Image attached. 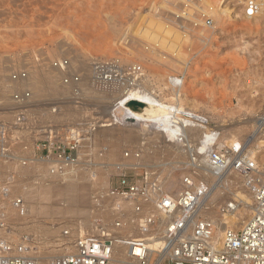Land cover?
I'll list each match as a JSON object with an SVG mask.
<instances>
[{"label": "rangeland", "instance_id": "rangeland-1", "mask_svg": "<svg viewBox=\"0 0 264 264\" xmlns=\"http://www.w3.org/2000/svg\"><path fill=\"white\" fill-rule=\"evenodd\" d=\"M246 1L0 0V119L14 122L11 94L28 89L34 99L24 139L31 141V135L39 132L44 133V139L65 138L71 129L81 127L87 132L89 124L96 123L91 145L82 146L80 166L69 175H52L46 162L3 164L5 175L0 181L10 183L11 193L7 197L0 193V207L9 219L6 229H0V239L17 242L25 235L37 238L40 264H47L53 255L63 253L66 230L76 237L93 230L97 223L131 219L130 203L108 196L119 175L127 173L138 180L149 171L160 177L162 193L175 196L180 192L183 176L191 170L186 153L182 158L172 155L177 146L153 126V122L157 123L154 119L125 120L134 116H117L115 108L109 109L115 104L116 95L125 86L133 87L136 80L119 79L118 94L109 93L104 100L109 105L104 118L95 98L83 94L84 87L99 88L93 69L97 61L120 60L124 66H141L137 79L140 90L152 91L163 101L179 99L181 107L205 114L212 126L220 130L222 144L242 143L264 167V124L260 121L264 115V0H258L261 12L253 18L246 15ZM63 58L70 62L65 72L54 67V61ZM20 69L28 71L40 91L28 88L29 77L27 83L11 80L12 72ZM47 72L54 85L44 84ZM71 74L80 75V82L63 85V77ZM172 77H180L182 85L173 83ZM108 86L110 83L104 84L106 89ZM64 104L74 112L62 117L58 114ZM111 136L120 138L116 145L111 144ZM16 152L21 153L19 146ZM208 173L201 167L200 179L211 188L225 186L226 181L220 180L223 175L212 180ZM224 174L237 179L230 190H224L228 194L206 212L214 219L223 214L221 206L226 200L240 201L235 194L244 188L237 173L227 170ZM70 178L77 179L85 188L83 199L77 204L55 189ZM27 191L32 192L31 199ZM18 197L24 200V215L13 205ZM251 205L245 209L240 201L244 221L252 214ZM164 230L162 224L156 237L164 239ZM217 231L215 239L220 241ZM156 256L152 261L156 262Z\"/></svg>", "mask_w": 264, "mask_h": 264}, {"label": "built area", "instance_id": "built-area-1", "mask_svg": "<svg viewBox=\"0 0 264 264\" xmlns=\"http://www.w3.org/2000/svg\"><path fill=\"white\" fill-rule=\"evenodd\" d=\"M260 12L261 3L258 0L246 1L248 17H256ZM207 22L211 24L209 19ZM69 66L70 62L66 58L54 61V67L61 71H67ZM93 69L95 77L106 83L121 78L137 80L142 70L139 65L124 66L120 60L97 61ZM28 77L29 73L25 69L11 74L14 82L26 81ZM63 82L67 85L79 83L80 75H65ZM32 98L28 89L14 91L11 94L14 122L10 124L0 119V180L5 175L3 164L11 161L23 165L34 161L46 162L52 175H69L80 166L82 146L92 143L96 123H90L87 132L82 131L81 127L71 129L65 138L50 136L44 139V133L39 132L33 136L30 134L31 141L24 139L23 132L30 120ZM171 112L170 122L182 125L185 132L180 131L174 140L167 139L172 144L184 142L191 167L189 173L183 176L178 195L162 194L160 177L152 172L147 171L138 180L127 173L119 175L117 184L110 187L108 196L130 203L131 219L125 221L119 218L112 224L97 223L93 230L76 237H72L71 232L66 230L61 246L63 253L53 255L48 264H111L117 245L125 248L128 264H155L150 257L149 242L158 235L157 231L162 224H165L163 250H167L168 254L160 264H264V167L249 154L242 143L222 144L220 130L212 126L205 114L187 108L173 109ZM125 120L137 121L135 117ZM260 121L264 124V115ZM152 124L158 130V123ZM200 127H207L206 133L209 134L205 136L209 140L207 150L201 154L204 157L202 161L200 149L196 148L200 139L186 132L189 128ZM18 146L21 148L20 154L16 152ZM202 166L217 176L227 170L237 173L243 187L253 197L250 217L239 229L226 228L219 243L214 242L218 229L215 219L200 214V204L210 188L206 180L200 179ZM0 193L4 197L10 195L9 182L0 181ZM12 202L18 213L24 215V200L18 197ZM236 205H240V202L231 199L221 206V211L230 213ZM152 206L156 207L155 211H150ZM7 225V218L0 207V229H6ZM129 225L133 228H129ZM39 244L37 238L28 235L17 242L0 239V264H40Z\"/></svg>", "mask_w": 264, "mask_h": 264}, {"label": "bare ground", "instance_id": "bare-ground-1", "mask_svg": "<svg viewBox=\"0 0 264 264\" xmlns=\"http://www.w3.org/2000/svg\"><path fill=\"white\" fill-rule=\"evenodd\" d=\"M261 3V2H260ZM259 15V14H258ZM257 15V16H258ZM256 16V17H257ZM70 67V66H69ZM88 69V68H87ZM52 74V73H51ZM31 77H29L30 79ZM52 75L45 73L44 74V84L46 85L48 82L49 84L51 85H54L55 81L53 82L52 80ZM34 80V79H33ZM28 81V80H27ZM36 81V80H35ZM171 81L175 84H179V85H182L183 81L180 80L179 78L177 77H172L171 78ZM26 82V81H25ZM42 82V81H41ZM122 82V81H121ZM27 83V82H26ZM37 83V82H36ZM126 82L122 83L125 85ZM28 84V88L31 87L33 90H36L38 89L40 91V87H36L34 86V81H32V79H30V82L27 83ZM40 84V83H39ZM47 84V85H49ZM78 84V83H77ZM104 84H106V82L103 80V79H99V88H90V87H84L83 88V94L85 96H93V98H95V104H98V107H101L103 109V116L101 118H104V117H107L108 116V109H106V107H108L107 105H105V101L106 99H108V94L109 93H116L118 94L117 92L119 91L118 87L120 86V82L119 80L117 79L116 81L114 82H111L110 83V86L107 87V89L104 87ZM63 85H66V84H63ZM80 85V84H79ZM128 85V84H127ZM142 85V84H141ZM24 86V85H23ZM67 86V85H66ZM70 86V85H69ZM75 86V85H73ZM84 86V85H83ZM112 86H114V88H112ZM142 87V86H141ZM72 88V87H70ZM123 88V87H122ZM140 83L138 80H136V84H134L133 87L131 86H125V89L118 95H116V102L115 104L109 108V109H112V108H115V113L117 114V116H119L120 114L123 113V115H131V116H134L138 119H141V120H147V119H154L157 123H158V128L161 129L166 136V138H169V139H175V137H177L178 133L181 131V133H184V128L183 126L181 125H174L170 122V117H171V111L173 109H182L183 107H181V100H176L175 99L173 101H163L162 99H160L158 96H156L152 91L150 92L149 90H146V89H143V90H140ZM44 89V88H43ZM51 89V88H50ZM63 89V88H62ZM77 89V88H76ZM180 89V88H178ZM176 90V93L178 95L179 93V90ZM61 89H59L58 92H60ZM80 90V89H78ZM121 90V89H120ZM75 91V90H74ZM34 92V91H33ZM42 92V91H41ZM62 92V91H61ZM80 93V91H78ZM63 93V92H62ZM61 93V94H62ZM67 93V92H66ZM69 94V93H68ZM81 94V93H80ZM82 94V95H83ZM65 95V94H64ZM33 96H34V93H33ZM92 98V100H93ZM111 98V97H110ZM34 99V98H33ZM32 99V100H33ZM131 100H138V101H142L144 102L145 104H147L146 107L143 108V110L141 111H137V110H134L131 106L128 105L129 101ZM100 101V102H99ZM168 102V103H166ZM83 103V102H82ZM86 103V102H85ZM66 104V103H65ZM64 104V108L62 109L61 113H59L58 115L59 116H69L71 114L70 111H73L74 110H69L68 109V104L65 105ZM88 104V103H87ZM101 104V105H100ZM74 105V104H73ZM81 105V104H80ZM72 106V104H71ZM83 106V105H82ZM97 106V105H96ZM119 106V107H118ZM87 107V106H86ZM89 107V106H88ZM87 107V108H88ZM58 108V107H57ZM85 108V107H84ZM118 108V109H117ZM42 109V108H41ZM32 110V109H31ZM36 110V109H35ZM61 110V109H60ZM80 110V109H79ZM86 110V109H85ZM96 110V109H95ZM42 111V110H40ZM39 109H38V112H40ZM48 111V110H47ZM84 111V110H83ZM87 111V110H86ZM46 113V111H44ZM51 112V111H50ZM77 112V111H76ZM89 112V111H88ZM57 113V112H56ZM79 113V112H78ZM40 114V113H39ZM43 114V113H41ZM52 114V113H51ZM82 114V113H80ZM55 116V115H54ZM76 116V115H75ZM75 116H72V117H75ZM46 118V117H45ZM44 118V119H45ZM53 118H56L53 117ZM68 118V117H67ZM42 119V117H41ZM65 119V118H64ZM76 119V118H75ZM74 119V120H75ZM52 120V119H51ZM56 120V119H55ZM60 120V119H59ZM67 120V119H66ZM69 120V119H68ZM97 120V119H96ZM153 122V121H152ZM60 123V122H59ZM49 128V127H48ZM52 128V127H51ZM115 128V127H114ZM207 128V127H206ZM112 129V128H111ZM204 128L200 127V129L198 128H189L186 132H188V135L189 133L193 134V136L195 138H197L198 140L200 139V143L197 144V149H200V161H202V159L204 158L201 154H203L206 150H207V142L209 140V137H205V136H209L208 133H206V130L204 131L203 130ZM109 130V128H108ZM139 130V129H138ZM107 131V130H106ZM105 131V132H106ZM111 131V130H109ZM108 131V132H109ZM104 132V131H103ZM107 132V134H108ZM112 137V136H111ZM110 137V138H111ZM221 137V133H220V136L219 138ZM109 138V139H110ZM113 138V137H112ZM120 138H113L110 142L112 145H116L118 142H119ZM121 142V141H120ZM176 146L177 148L175 149V152L172 153V155L174 154V156L176 158H182L185 154L184 152H186L185 150V147H184V142L183 141H177L176 143ZM185 150V151H184ZM89 151V150H88ZM108 151V150H106ZM251 152V151H250ZM107 153V152H106ZM252 157H253V153H249ZM110 156L113 155V152L111 151ZM172 157V158H175V157ZM45 166L47 165L46 163H44ZM168 164V163H167ZM160 165V164H159ZM158 165V166H159ZM161 165H163L161 163ZM44 166V167H45ZM202 168L206 171H209L208 174H210L209 178L210 179H215V177H217V175L211 171L209 168L205 167V166H202ZM166 169V168H165ZM163 169V170H165ZM174 170V168H173ZM201 170V168H200ZM164 172V171H162ZM169 172V171H168ZM168 172L166 171V173L168 174ZM203 172V171H202ZM231 173V172H230ZM235 173V172H234ZM161 174V173H160ZM165 174V176L167 175ZM228 174V173H227ZM171 176V175H170ZM219 177V176H218ZM59 178V177H58ZM170 178V177H169ZM168 178V179H169ZM236 179H237V176L236 178L233 177V175L231 176H226V174H223V176L220 178L221 181H226L225 186H221V185H217V186H213L212 188L210 187L209 188V192L208 194L204 197V199L202 200L201 204H200V214H206V212H209L210 210H212V205L215 204V202L223 195H226L228 194L227 191L224 192V190H230L234 184L236 183ZM239 179V178H238ZM209 180V179H208ZM6 183V182H5ZM65 184L63 185H56V191L58 190L59 193H62V194H66L68 195L69 199L72 201V203H75L77 204L78 200L81 201L83 199V197L81 196L82 195V192L85 190L84 186L81 185L80 182H78L77 179H74V178H70L68 179L66 182H64ZM165 183H167V181H165ZM162 185V184H161ZM224 187V188H222ZM236 187V186H235ZM212 189V190H211ZM46 191V190H45ZM48 191V190H47ZM29 194L27 195V197L29 199L32 198V192L30 191H27ZM162 194H166L165 192H163ZM32 195V196H31ZM237 195L239 198H240V201H241V204H243L245 207V209H247L252 203H253V197L252 195L245 189V188H242V191L239 192L238 194H235ZM82 198V199H81ZM231 200H226L225 203L227 202H230ZM239 201V202H240ZM223 202V201H222ZM223 205V204H222ZM112 207V206H111ZM155 207V206H153ZM252 207V206H251ZM71 208H67L68 211H71L70 210ZM73 209V208H72ZM156 209V207L154 208ZM215 209V208H214ZM243 209V208H242ZM253 210V208H252ZM7 212V211H6ZM237 212V213H235ZM9 213V212H8ZM218 213V212H216ZM221 213V212H220ZM223 213V212H222ZM11 213H9L10 215ZM161 216H162V213H160ZM210 213H208L209 215ZM212 214V213H211ZM19 215V214H18ZM214 215V214H213ZM212 215V216H213ZM244 213L241 212V209L239 208V205H236L235 208H234V211L230 212V213H223V214H218L217 217L215 218V221H216V224H217V228H218V231H217V235L219 236H222V233L223 231L228 228V227H232V228H235L234 224H237L238 227H242L244 225V223L246 221H244ZM8 217V216H7ZM234 217H238L237 220H232ZM10 218V217H9ZM18 218V217H17ZM26 218V217H25ZM21 219V218H20ZM19 219V220H20ZM9 221V219H7ZM11 220V219H10ZM32 221V220H31ZM19 222V221H18ZM87 225V224H86ZM85 225V226H86ZM9 229V228H8ZM10 230V229H9ZM46 231V230H45ZM83 231V230H82ZM46 233V232H45ZM48 233V232H47ZM163 233V232H162ZM164 233H165V230H164ZM6 236V235H5ZM159 236V235H158ZM154 237L152 240H150L149 242V249H150V257L152 258L154 255L157 254L156 256V262L155 264H160L163 259L167 256L168 254V251L167 250H163V247L165 245V240L162 239L161 237ZM3 238V237H2ZM20 238V237H19ZM220 239V237H219ZM214 242L215 243H219L220 241H217L216 239H214ZM125 248L122 246V245H117L116 246V250H115V254H114V257H113V263L112 264H128L127 262V258H126V250L124 252ZM49 259V258H48ZM44 260V259H43ZM152 260V259H151ZM41 262V261H40ZM47 262V261H46ZM44 263V262H43ZM48 264V263H47Z\"/></svg>", "mask_w": 264, "mask_h": 264}, {"label": "water", "instance_id": "water-1", "mask_svg": "<svg viewBox=\"0 0 264 264\" xmlns=\"http://www.w3.org/2000/svg\"><path fill=\"white\" fill-rule=\"evenodd\" d=\"M128 105L137 111H141V110H143L144 107L147 106V104H145L142 101H138V100H131V101H129Z\"/></svg>", "mask_w": 264, "mask_h": 264}]
</instances>
